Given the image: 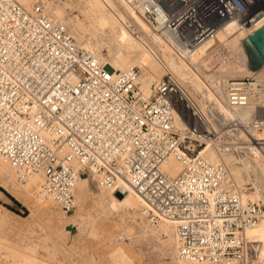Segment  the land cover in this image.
Here are the masks:
<instances>
[{"label":"built area","instance_id":"2783aa9c","mask_svg":"<svg viewBox=\"0 0 264 264\" xmlns=\"http://www.w3.org/2000/svg\"><path fill=\"white\" fill-rule=\"evenodd\" d=\"M123 1L147 24L144 33L194 70L192 52L223 26L241 32L264 22V0ZM140 74L136 66L111 70L47 18L42 3L0 0V158L20 183L41 174L40 194L66 213L84 174L107 190L127 184L149 226L174 225L179 259L244 262L264 198L242 200L227 167L206 153L264 164V73L227 75L217 99L191 96L169 70L146 97L135 83ZM169 158L178 173L162 168ZM244 185L253 189L251 178Z\"/></svg>","mask_w":264,"mask_h":264},{"label":"rangeland","instance_id":"374dc122","mask_svg":"<svg viewBox=\"0 0 264 264\" xmlns=\"http://www.w3.org/2000/svg\"><path fill=\"white\" fill-rule=\"evenodd\" d=\"M37 1L43 8L44 2L57 4L66 18L83 20L84 25L89 23L81 16L75 0H33L30 7ZM91 40L94 44L88 47L100 45L102 53L119 49L106 35H97ZM221 46L205 59L206 69L216 76L225 64L240 60L229 46ZM242 50L249 70L260 71L264 57L249 43ZM206 96L210 98L208 92ZM37 175L42 179L41 174ZM81 177L86 178L87 193L78 196L77 190L74 191L75 205L66 213L51 198L40 194L42 180L31 178L20 183L16 177L0 172V264H118L115 262L118 255L125 256V264H175L179 258L169 251L168 235L158 233L157 226L148 225L140 206L128 207L123 200H115L110 190L99 188L87 174ZM171 237L174 243L173 234ZM262 250L264 246L259 254ZM252 260L247 257L238 264H252Z\"/></svg>","mask_w":264,"mask_h":264},{"label":"bare ground","instance_id":"6f19581e","mask_svg":"<svg viewBox=\"0 0 264 264\" xmlns=\"http://www.w3.org/2000/svg\"><path fill=\"white\" fill-rule=\"evenodd\" d=\"M17 1L25 8L29 9L33 0ZM75 5L79 8L83 19L87 18L89 20L88 25H84L82 22L83 20H74L70 18V16L66 18L63 9L57 4L51 2L47 4L44 2L43 9L47 18L61 25L68 35L70 34L74 37L78 45L87 50L89 49L101 62L108 61L107 63H109L111 70H127V68L131 66L138 65L141 74L135 83L146 97L152 94L153 86L165 74L166 70L174 73L175 77L180 81L184 89H186L191 96L193 95L197 98V95L201 94L202 98H204L207 97L206 95L208 92V95L211 98L215 96L216 99L220 98L223 91V84L226 79L225 76H227V74L231 77H238L242 76L244 73L252 72L249 70L246 53L242 49L245 43L250 44L246 35L259 26L251 28L248 31L241 32L236 30L233 22L223 26L220 30L215 32L212 37L204 40L203 43L198 45L192 52L190 62L196 64L197 68L194 70L189 62L185 60L183 61L172 53V51L166 46L164 47L163 43H161L158 38L155 36L150 37L144 33L143 31L148 29L147 24L141 17L137 16L123 0H75ZM65 25H67V28ZM129 25H134L135 28L139 29L141 36L135 35L131 31ZM97 35L108 36L111 41L119 46V49H116L114 52L107 49V52L102 53L100 45L94 46L93 48L88 47L94 44L91 39ZM165 35L179 45L177 46L178 49L182 50V46H180V43L174 34L166 31ZM241 40H245V42H242ZM237 41L239 43H237ZM222 44L229 46L230 49L233 50L232 53L234 52L237 54V56L240 57V60L236 56L238 60L225 64L224 69L221 70L222 72L220 71L221 73H219L218 76L214 75L216 73L200 71L198 64L201 63L204 58L207 59V57L211 54L210 52L217 47L220 48ZM225 49H227V47ZM226 53L229 52L225 51V54ZM214 58L215 57L213 55L212 59ZM217 58L218 57H216V59ZM218 69H220V67ZM258 72L260 74L262 72L264 73V66L261 67V70ZM175 125L177 127L182 126L177 113L175 115ZM206 154L212 162H220L227 167L228 177L232 183L236 185V189L242 200H245V198L251 200L264 198V164H262L259 160L247 159L246 157H236L231 153H222L214 150L213 148L207 149ZM6 163L0 158V172H5L10 174L12 177H15L14 172H12L11 168ZM162 168L166 172L169 171L173 174L178 173L181 169L180 164L174 158H169L167 162L163 164ZM38 177L39 176L36 174L32 178L34 180L39 179L40 182L42 179ZM250 178L253 189H247V191L245 188L242 191L241 189L245 186L244 183ZM125 187L128 189L120 186H118L117 189H111L109 191L110 195H112L115 200H123L128 207H139L140 199L137 194L132 188H129V185L126 184ZM74 189V191L77 190L78 196L79 194L87 193L86 178L80 177L77 180ZM103 198L104 197H101L100 199L103 200ZM156 231L158 233L165 234L166 236L168 235L169 251L171 250L174 255L176 253L177 256L178 244H176L174 225L167 220H163L157 224ZM171 234L174 236V243L172 241L173 237H171ZM246 238L254 242V249L249 255L250 258H253L252 264H264V251L262 250L263 252L259 254L260 249L264 246V216L256 228L246 232ZM126 261L125 256L118 255L115 262L118 264H125ZM175 264L203 263L178 259L175 261ZM227 264H238V262L232 261Z\"/></svg>","mask_w":264,"mask_h":264},{"label":"water","instance_id":"95a60500","mask_svg":"<svg viewBox=\"0 0 264 264\" xmlns=\"http://www.w3.org/2000/svg\"><path fill=\"white\" fill-rule=\"evenodd\" d=\"M246 38L252 45L255 51L264 57V22L259 25L256 29L250 31ZM73 230L72 227H68Z\"/></svg>","mask_w":264,"mask_h":264},{"label":"trees","instance_id":"16d2710c","mask_svg":"<svg viewBox=\"0 0 264 264\" xmlns=\"http://www.w3.org/2000/svg\"><path fill=\"white\" fill-rule=\"evenodd\" d=\"M16 202V201H15Z\"/></svg>","mask_w":264,"mask_h":264}]
</instances>
